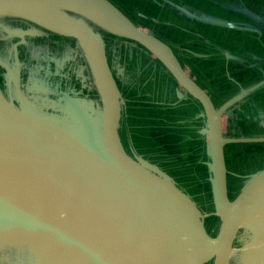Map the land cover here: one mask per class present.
I'll list each match as a JSON object with an SVG mask.
<instances>
[{"label":"water","instance_id":"obj_1","mask_svg":"<svg viewBox=\"0 0 264 264\" xmlns=\"http://www.w3.org/2000/svg\"><path fill=\"white\" fill-rule=\"evenodd\" d=\"M0 16L74 39L91 79L82 87L98 97L59 89L49 69L43 75L27 70L25 83L14 61L0 56V264H264V169L244 175L230 194L225 155L227 144L264 142V136L223 131L227 108L264 87V77L216 106L191 68L110 0H0ZM105 34L145 49L172 77L177 96L198 102L212 209L124 142L125 97ZM210 217L217 218L213 229Z\"/></svg>","mask_w":264,"mask_h":264},{"label":"flooded vegetation","instance_id":"obj_2","mask_svg":"<svg viewBox=\"0 0 264 264\" xmlns=\"http://www.w3.org/2000/svg\"><path fill=\"white\" fill-rule=\"evenodd\" d=\"M110 1H112L129 18H131V15L124 11V9L121 6V3H119L117 0H110ZM155 1H156V4L150 7V6L141 5L140 0H135L134 7H140L139 12L136 13V18H139V14L143 13L144 17L151 19L152 24L155 27H151L149 29L154 30L156 32L154 33V35L160 40H162L164 43H166L172 49V51L175 53V55L180 60V62L183 63V61H181L183 58L189 59V58H193L195 54H200L201 56L199 57L200 60L207 59L209 61L208 66L210 69L214 71L217 69H220L217 71H219V74L221 75V77H223L224 81L226 82V85H229L228 83L233 84V85H238L239 90L242 87L245 88L251 85V84H245V82H243L241 78L235 77V75H234L235 77L234 78L231 75L230 71L234 69L235 73L237 74L236 76H239L241 74L248 76L250 73L251 67L246 66L244 68L243 64L244 63L249 64L250 59L254 60L255 56L261 57L259 58L261 60L264 59V53H262V55H258V54H255V51H254L258 47L264 48V42H263L264 41V30H263L264 20L257 22L256 24H253V23L251 24L250 18H249L251 14H253L251 16L252 17L255 16L254 18L256 19L264 18V0H169L173 3V4H170V6L166 5L165 3L166 0H155ZM194 1H198L199 4H197ZM173 6L175 7L177 6L176 8H178L179 10L174 12L175 7ZM200 7H217L218 9H220L219 14L221 15V18L225 20H229V21L235 20V21H238V23H243L246 19H248L247 24H251V26H254V25L258 26L262 28L263 31L261 32V34H258L256 36L255 35L256 32L254 31L252 32H250V30L248 31L240 30L239 31L237 29L234 30L233 28L226 29V28H221L222 26H216V25L209 26V25H206V23L202 21H198L193 18L186 17L184 15L177 16L176 14V13L178 14L183 13L181 11H187L190 13L192 12L196 14L197 16H200L203 13H207L205 10L201 9ZM234 7H249V9L234 8ZM255 7H262V8L256 9ZM142 10H148V12H142ZM256 14L260 15L261 17L257 18ZM147 18H143L142 16H140L139 19H141V21L144 22V20ZM163 28H165V30ZM145 29L148 30V28H145ZM58 36L60 35L58 34L56 37ZM60 37L67 38L65 36H60ZM105 37L107 41H109L108 44H113V47L115 48L114 52L116 55H118V57L116 56L117 61H118V67L119 66L124 67L123 71L120 70V72H118L120 73L119 74L120 80H121V84L123 86L124 91H125L124 87H126V84L132 81V75L134 73H136V76L145 75L141 78L139 83L130 86L131 90L128 89V91L126 92L127 94L134 97L135 95H138V91H139V94L146 95L149 98H152L154 97V95H156L155 93H153V88L155 86L167 87L166 80L164 76L161 75L162 72H160V71L166 72L165 68L160 64L159 61H157L148 52H146L145 49H143L142 47H140L139 45H137L136 43L132 41H128L123 38L119 39L120 37H117V36H112V35L110 36V34H106ZM68 39L72 42V47L73 45L74 47H77L76 41L74 39H70V38ZM119 40L124 41V42L125 41L131 42L135 45V47L138 46L137 54L136 55L129 54L127 50H125L124 52L125 54H121L122 48H121V45L118 44ZM229 44L233 45L236 53L238 54V58L239 59L242 58V60L239 61L237 59V56L235 58H231V57L227 58L223 54V52L221 51V47H224ZM193 52H196V53H193ZM181 54L183 56H181ZM217 56H219L220 58H224V61L221 62L223 65H219L220 62H217L216 64H212L213 62L211 60L214 61ZM245 58H248L249 60L245 61ZM129 59L130 60L134 59V61H136V65L133 66V68L132 66L131 67L129 66V63L131 62L129 61ZM182 65L185 67L184 63ZM227 65H229V69H227ZM218 66H220V68H217ZM126 67L128 68V70L125 69ZM134 68H136V72L134 71ZM145 73L146 74L150 73V75L146 76ZM208 74H205V75H208ZM170 79H172L171 76H170ZM197 80L200 82L199 84L202 85L203 88L208 90V86H206L205 84L206 79H203V77L201 76V77H197ZM72 83H76V86L78 84L74 76H72ZM142 88H145L147 90V93L141 91L140 89ZM209 93L215 105L217 106L218 100L214 98L213 94L210 91ZM146 96L145 97L143 96L144 99L146 98ZM176 96H177V93H176ZM247 96L248 94L242 97L241 99H239L238 101H236L235 103L246 98ZM178 99L183 100L184 98L178 97ZM253 109L251 107V111L249 110L247 112H243V114H241L240 119H237L238 122L234 124V127H235L234 131L238 128L245 129L244 130L245 137L262 136V135L253 134V131L255 128H259L263 130V126H264L263 124L262 125L259 124V122L257 121L259 119L258 117L252 115L251 112ZM234 131L230 135H227V136H237V135H233ZM250 143H261V142H250ZM233 144L234 143L227 144L225 147V155H226V162H227L228 169H229V162L231 161L230 158H232V156L234 160L232 161L234 164L237 162V160H243V158L246 157V155H249L250 153L255 152L257 149L259 152H261L260 151L261 148L259 146H255L252 144H246V145H249V147H245L242 145L235 146ZM169 162L170 161L166 163H169ZM173 165L174 164H171V165H168L167 167L169 168V166L172 167ZM175 167L177 166L175 165ZM234 169H235V174H232L233 172L232 169H231L232 171L230 170V174H228V187H229L230 194H232V192L234 193V190H236V188L239 187L242 177L244 176L242 174H239V172H237L238 166L234 165ZM172 170L174 173H176L174 174V176L177 179H182L181 180L182 183H186L184 179L187 178V176L184 172L177 171L174 167L171 168V171ZM236 174H238L239 176L238 175L236 176ZM201 183L202 182H197V181L190 182V184H193L196 186L188 187V189L191 191L195 190L196 194L205 197L207 192L204 190L198 189V186ZM212 218L213 220H215L213 221V224L214 223L216 224L217 218L216 217H212Z\"/></svg>","mask_w":264,"mask_h":264},{"label":"crops","instance_id":"obj_3","mask_svg":"<svg viewBox=\"0 0 264 264\" xmlns=\"http://www.w3.org/2000/svg\"><path fill=\"white\" fill-rule=\"evenodd\" d=\"M197 55L200 56V54ZM181 61L186 67L191 68L196 78L202 76L200 69L202 70L204 66L209 68L208 64L198 65L199 61L194 58H183ZM211 61L212 64L219 62L217 59L215 62ZM117 64V58H114L111 61L112 71L116 69ZM116 71L118 73L117 69ZM160 72L166 80L167 87L155 86L153 93L156 95L152 98L139 94V91L138 95L130 96L126 92L132 84H126L128 88L124 94L125 104L121 128L124 142L127 146L134 147L140 153L157 161L164 168V165L174 164L172 167L169 166L167 171L173 176L176 174L173 170L171 171L173 167L177 171L184 172L187 176L184 179L186 183H182V179L174 176L182 186L194 187L196 185L190 182H205L210 193L209 172L205 163L207 160V141L204 132L206 120L202 109L190 97L179 100L176 96L178 86L174 80L170 79L167 72ZM140 90L147 93L145 88ZM143 96L146 98L144 99ZM168 161L170 162L166 163Z\"/></svg>","mask_w":264,"mask_h":264},{"label":"rangeland","instance_id":"obj_4","mask_svg":"<svg viewBox=\"0 0 264 264\" xmlns=\"http://www.w3.org/2000/svg\"><path fill=\"white\" fill-rule=\"evenodd\" d=\"M126 2L130 7H122V8H127V10H131V11L134 8H136V7H134V3L129 2L127 0H126ZM194 2L199 4L198 1H194ZM180 7H182V6H180ZM200 8L207 12V13H203V14L212 16V18H210V17H207L205 15L206 20H217V19L221 18V15L219 14L220 9H218L217 7H200ZM234 8L249 9V7H234ZM255 8L258 9V8H262V7H255ZM142 12H148V10H142ZM68 15H70V17H72V18H76L80 22H86V23L89 22L87 20L82 19L81 16L77 12H75V13H69L68 12ZM259 17H261V16L257 15V18H259ZM131 19L134 22H136V24L143 26L145 28H148V30L151 31L153 34L156 33L154 30L149 29L151 27H155V26H153L151 19L147 18L144 20V22H142L141 19L136 18V14H134V13L131 15ZM250 19H251L250 20L251 24L257 23L254 20V18H250ZM247 20L248 19H246L243 22L245 26H247V23H248ZM224 22L228 25L238 26V21H235V20L224 21ZM163 29L165 30V28H163ZM257 29L253 30L256 32V34L254 33L256 36L258 35ZM32 31L34 32V34L27 38V42H26V45L24 47V52L27 55L38 58L40 50L44 49V51L46 53L45 59H47V61H49L50 64L52 63L54 66L53 72H55V71L58 72L61 70V73H66V74L70 75L71 77L74 76L79 87L84 92V89L86 88V86L82 87L83 86L82 79H80V76L77 74V72H76V76L74 74L75 70H77V68L80 65L82 67L84 65L83 60L81 59V62H80L79 58L75 56V53H78L81 55V49H80L81 47H78V46L74 47V45L72 47V42L68 38H59V42H54L53 40H51L50 34L44 30L37 32L36 28H32ZM11 35H13V36H11ZM11 35L9 34V36H8L7 33H3V37L0 35V56L2 57L3 60H5V61H7L13 65V62L11 61L12 59L10 57H6L3 55L4 51H6L9 54V52L7 50L11 51V49H12L11 43L14 44V49L17 48V50H18L19 44L15 42L16 37H14V34H11ZM105 35H104V38L106 39ZM36 37L37 38H46V40L37 41ZM118 44H120L121 48H122L121 54H125L124 53L125 50H127V52L129 54H132V55L137 54L138 46L135 47V45L133 43L128 42V41L124 42V41L120 40L118 42ZM56 49H57V51H56L57 55L53 57L55 59L50 60V56L52 55V51H55ZM114 51H115V48L110 45L108 56L110 59L112 58V60L114 58H116V56L118 57V55H116ZM221 51L223 52V54L227 58H229V57L235 58L237 56V59L239 61L242 60V58L241 59L238 58V54L236 53L232 44H229V45L222 47ZM254 51H255V54L262 55V53H264V48L258 47ZM75 58L77 59V61ZM216 58H217V61L220 60L219 56H217ZM247 60H249V59L245 58V61H247ZM214 62H215V60H214ZM219 62H220L219 65H223L221 63L222 61H219ZM243 66H244V68L246 66L251 67L250 73L248 76L243 75V74L236 76L237 74L235 73L234 69H232L230 71V73L233 77L235 75V77L241 78V80L243 82H245V84H252L255 81L259 80L260 78L264 77V59L261 60V59L255 57L254 60L250 59L249 64L244 63ZM217 68H220V66H218ZM36 69H37L36 67H33V70H31V75H35L37 73L38 70H36ZM83 69L85 71V76L88 77V72H87L86 68L83 67ZM217 70H220V69H217ZM217 70H215V71L213 70L209 74L205 73L203 71V69L202 70L200 69V72L208 74V75H205L202 77H203V79H206L205 84H206V86H208V90L213 94L214 98H216L218 100V105H220L223 101H225L227 98H229L235 92H237L239 90L238 89L239 86L233 85L230 83H228L229 85H226L223 77H221V75L219 74V71H217ZM20 72H21V76L23 78L22 71H20ZM237 73H239V72H237ZM25 74H26V76L24 77L23 82L26 83V80H27L26 78H27V76H29V74L26 72H25ZM0 77L2 78L1 80L5 81L4 75L2 74V71H0ZM199 77H201V76H199ZM88 79H89V84H90L91 79L89 77H88ZM24 89H25V87H24ZM87 92H88V89H87ZM250 106L252 107V109L254 107V109L251 112L252 115L259 118L257 121L259 122L260 125H262V124L264 125V87L258 89L257 91L248 95L246 98L240 100L239 102H237V103H235V104H233L227 108L225 114L223 115V131H224L225 135H230L234 131V128H235L234 124L238 122L237 119H240L241 114H243V112H247L249 110L251 111ZM244 130L245 129L238 128L234 131L233 135H237L238 137H242V136L245 137ZM253 134L264 136V126H263V130H261L259 128H255L253 131ZM246 144H252L255 146H259L261 148L260 149L261 152H259L257 149L255 152L250 153L249 155H246V157H244L243 160H237V162L234 164H233V161H234L233 156H232V158H230L231 161L229 162V170L232 169L233 172H235L234 165H236V166H238L237 172H239V174H242V175H247V174L252 173L254 171H259V170L264 169V142H261V143H234L233 145H235V146L242 145L245 147H249V145H246ZM241 155H243V154H241ZM165 168L167 170L168 167L165 166ZM241 184H242V181L240 182V185ZM198 187L202 188L201 184ZM184 188H186V187H184ZM187 190H189V189H187ZM237 190L238 189L234 190V193H236ZM190 192L192 193L193 197L195 196L194 199L196 198L197 201L199 202V204H201V206H204V202L207 201L208 196L207 195H205V197L200 196V195L196 194L195 190H192ZM203 208H204V210L212 209L211 207L210 208L203 207ZM213 221H215V220H213L212 217L208 218L206 221L207 225L210 229H213L214 227H216L215 223L213 224ZM217 223L218 222L216 221V224Z\"/></svg>","mask_w":264,"mask_h":264},{"label":"trees","instance_id":"obj_5","mask_svg":"<svg viewBox=\"0 0 264 264\" xmlns=\"http://www.w3.org/2000/svg\"><path fill=\"white\" fill-rule=\"evenodd\" d=\"M119 3H121V6L122 7H130L128 4H127V2H126V0H117ZM127 1H129V2H132V3H135V0H127ZM141 1V5H143V6H150V7H152L154 4H156V1L155 0H140ZM166 5H169L170 6V4H173L171 1H169V0H166ZM173 7H175V6H173ZM177 7V6H176ZM139 8L140 7H136V8H134L132 11L131 10H127V8H123L124 9V11L126 12V13H128V14H130V15H132L133 13L134 14H136V13H138L139 12ZM177 10H179V9H174V12H176ZM183 12V11H182ZM184 13V12H183ZM183 13H180V14H178V13H176L177 14V16H181V15H184V16H186V17H190V18H193V19H195V20H198V21H200L201 20V16L203 15H205V14H201L200 16H197L196 14H194V13H190L191 15H193V16H190V15H186V14H183ZM140 16H142L143 18H147V17H144V14L143 13H141V14H139V18H140ZM202 16V17H203ZM207 16H210V15H207ZM197 17H199L198 19H197ZM249 18H254V17H252V16H249ZM251 20V19H250ZM254 20L256 21V22H260V21H262V20H264V18H261V19H256V18H254ZM224 21H229V20H225V19H222V18H219V19H217V22H219V23H217V24H211V25H209V26H212V25H216V26H222L221 28H233L234 30L235 29H237V30H245V31H248V29H245V25H244V23H238V26H236V25H227V24H223L224 23ZM264 22V21H263ZM204 23H208V22H204ZM206 25H208V24H206ZM237 28H236V27ZM247 26H251V24L249 25V24H247ZM255 26V25H254ZM32 28H36L37 29V32H40V31H42V30H44V31H46V32H48L49 34H50V38H51V40H53L54 42H59V38H61L60 36H58V37H56L58 34H56V33H53V32H50V31H48V30H46V29H44V28H42L41 26H39V25H37V24H35V23H33V22H31V21H27V20H25V19H22V18H19V17H10V16H0V35L3 37V33H7L8 34V36H9V34L11 35V34H14V37H16V43H18L19 45H18V50H17V48L16 49H14V44L13 43H11L12 44V49H11V51L10 50H7L8 52H9V54L6 52V51H4L3 52V55L4 56H6V57H10L13 61H14V63H15V65L16 66H18V68H20L21 69V71L23 72V75H24V77L26 76V74H25V72H27V70H29V69H31V68H33V67H35L36 66V70H38L39 71V75H43L44 73V70H46V69H49L50 70V73H49V75H52V79H56V80H52V81H54V85H56L59 89H65L66 87H73V88H77L78 90L80 89V87H79V85L77 84V86H76V83H72V77L70 76V75H68V74H66V73H61V70L60 71H58V72H53V68H54V66H53V64L51 63L50 64V62L49 61H47V59H45V55H46V53H45V51H44V49H41L40 50V53H39V56H38V58H35V57H32V56H30V55H27L25 52H24V47H25V45H26V42H27V38L29 37V36H32L33 34H34V32L32 31ZM264 30V29H263ZM201 32V31H200ZM250 32H252L251 30H250ZM257 34H259L258 32H257ZM11 36H13V35H11ZM111 36V35H110ZM113 36V35H112ZM44 37V36H43ZM48 38V37H47ZM199 38H201V37H199ZM119 39H121V38H119ZM36 40L37 41H42V40H46V38H37L36 37ZM14 41V40H13ZM104 41H105V49H106V54H107V57H108V62H109V64H110V66H111V61H112V58L110 59L109 58V56H108V53H109V49H110V45L111 46H113V44H108V42L109 41H107V39H105L104 38ZM120 41V40H119ZM118 41V42H119ZM115 43V42H114ZM37 45V44H36ZM39 47V46H38ZM42 48V47H41ZM222 48V47H221ZM56 51H57V49L55 50V51H52V55L50 56V60H54L55 58H53L54 56H56L57 54H56ZM193 53H196V52H193ZM82 55V54H81ZM80 54H78V53H75V56L76 57H79V59H82L83 60V62H84V65H83V67L85 68V61H84V59H83V57L81 56ZM63 57V56H62ZM199 57H201V56H198L197 54H195V56L193 57L194 58V60H197V61H199L198 62V65L201 63V64H208L209 63V61L207 60V59H203V60H200V58ZM256 58H261V57H259V56H255ZM64 58V57H63ZM76 59V58H75ZM135 59V58H134ZM134 59L133 60H130L129 59V61H131L130 63H129V66L131 67L132 66V68H133V66H135L136 65V61H134ZM217 59V58H216ZM215 59V60H216ZM221 60L220 61H224V58H220ZM80 62H81V60H79ZM133 64V65H132ZM117 67H116V69L118 70V72H119V70H124V67H118V64L116 65ZM57 67V66H56ZM83 67L80 65L78 68H77V70H75V72H74V74H75V76H76V72H77V74L80 76V79H82V83L83 84H89V79H88V77H86L85 76V71H84V69H83ZM128 67V66H127ZM125 68V69H127L128 70V68ZM131 68V69H132ZM130 69V70H131ZM203 69V71L205 72V73H209V72H211V71H213L212 69H209V68H206V66H204V68H202ZM227 69H229V65H227ZM86 70H87V68H86ZM0 71H2V72H4V69L3 68H1L0 67ZM134 71L136 72V68H134ZM87 72H88V70H87ZM53 73V74H52ZM54 73H55V75H54ZM205 73H200L202 76L203 75H205ZM89 74V73H88ZM120 73H117V71L116 70H114L113 71V77H114V80H115V82L117 83V85H118V87L120 88V90L122 91V93H123V95L125 94V91H126V89L128 88V86H126V87H124L125 88V91H124V89H123V86H122V84H121V80H120V75H119ZM146 74V73H145ZM150 75V73H147L146 74V76H149ZM143 76H145V75H142V76H136V73H134L133 75H132V81L131 82H128L127 84H129V85H135V84H137V83H139V81L141 80V78L143 77ZM54 77V78H53ZM1 79V78H0ZM52 81H50V82H52ZM226 83V82H225ZM224 83V84H225ZM75 88V89H76ZM130 90H131V88H130ZM86 93H88V95H87V97L88 98H91V99H95V101H96V99L98 98L97 97V94H96V91L95 90H89L88 92H87V89L85 88L84 89V94H86ZM78 96H80V97H82V95L80 94V95H78ZM84 96H86V95H84ZM84 98H86V97H84ZM83 98V99H84ZM88 98H86V99H88ZM85 100V99H84ZM202 188H199L198 187V189H201V190H204V191H206L207 193H206V195L208 196V199H207V201H205L204 202V206L203 207H208V208H210L211 207V195H210V193L208 192V187H207V183H203L202 185ZM188 189V188H187ZM191 191V190H190Z\"/></svg>","mask_w":264,"mask_h":264}]
</instances>
